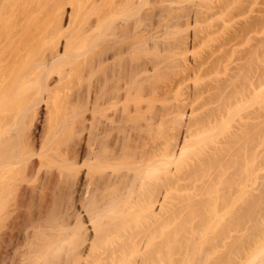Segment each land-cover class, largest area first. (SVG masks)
Masks as SVG:
<instances>
[{"label":"bare ground","instance_id":"bare-ground-1","mask_svg":"<svg viewBox=\"0 0 264 264\" xmlns=\"http://www.w3.org/2000/svg\"><path fill=\"white\" fill-rule=\"evenodd\" d=\"M236 2L198 0L205 16L195 19L189 65L188 47L175 41L183 31L180 0H0V210L10 197H20L17 210L26 198L44 197L42 185L22 183L51 160L53 112L69 80L92 62L94 101L110 112L96 108L98 137L82 173L104 174L115 186L106 194L118 192L121 206L114 216L111 208L91 207L106 219L87 264H264V229L251 228L264 179V16L238 26L235 19L264 0ZM158 48L167 51L163 60L154 58ZM149 61L169 72L149 80ZM106 85L111 90L102 97ZM187 106L185 133L174 142ZM59 160L67 171L80 170L73 159ZM243 230L254 233L246 251Z\"/></svg>","mask_w":264,"mask_h":264},{"label":"rangeland","instance_id":"rangeland-1","mask_svg":"<svg viewBox=\"0 0 264 264\" xmlns=\"http://www.w3.org/2000/svg\"><path fill=\"white\" fill-rule=\"evenodd\" d=\"M197 2L198 0H180L181 10L178 9V11H181V14L178 16L177 21L178 24L180 23V30L183 31H181L182 34L179 35L180 37L178 35L176 36L175 41L186 46V49L188 47L189 50H187L186 54L188 58L186 59V62L189 65H191L192 62L191 52L196 50V46H193L191 43L192 40L190 38L193 36V31L200 27L199 23L196 24L197 22L195 19H197L196 17H201L204 14V12H200L199 4ZM248 2H250V0H238V3H236L241 6H245V4L249 6V4H247ZM200 3L202 4V2ZM255 6L256 7L252 8L254 11L250 10L248 7L246 12L235 18L238 20V23L236 24L237 26L240 24V21L241 24H243L244 22L252 20L253 18L254 20L263 19L262 17L264 16V10H260V7L263 8L264 3H258L255 4ZM65 8L67 9V7ZM78 16L75 18V21L79 19ZM211 16L214 19L218 18L220 14L217 12ZM251 16L254 17L251 18ZM207 18L210 20L209 17ZM147 19L149 18H146L145 20L147 21ZM230 29L232 30V28ZM181 40H183L184 43L180 42ZM146 48H148L146 50L149 52L152 49L155 50L153 46L149 45H147ZM156 51L161 54L163 52L164 53L161 55L158 52H155L156 55L154 58H157V60L162 58L163 60L167 52L166 49L159 50L158 48ZM141 54L148 55V52H142ZM150 56H152V54H150ZM89 57H91V60L93 59L92 55ZM90 59L87 61H90ZM88 63L92 64V62H85L80 68L79 74L76 73V75L73 76L74 79L71 78L72 81L69 80V84H67L66 87L68 88L69 85L68 90L64 89V92L68 94V97L66 94L63 95V97L60 99L61 101L59 100L60 103L58 108L53 112L55 118L52 123L54 124L52 134L53 141L50 142L55 143V149H49L51 160H46L45 165L40 168L39 177H35L34 172L32 173L31 171L32 174H27L28 176H31V179L22 183V185H26L27 188L30 186H38L39 190H41L40 187L42 185L43 192H41V194L38 196L41 195L44 197L36 196L32 200L26 198V201H24L21 209L18 210L16 207H14V205L16 206V204H14L16 202L15 198L10 197L4 202V208L0 210V264H84V262H86L85 260L90 258V252H88V250H91V244L93 241H95L94 239H97L95 234L100 232V221L106 219V217L100 219L102 217L101 212H92V209L97 205H102L108 207V209H113V212L110 213L113 216L116 214L117 210L120 209L121 199L118 192H114L111 195L106 194V190H112L115 188V186L113 184L107 183L105 176H103L104 174L100 175L99 173H95L92 174V176H87L82 173V170L85 169L84 165L86 162L85 160V162L83 161V157H86V152H89L90 147L88 146H90V143L93 144L95 140L97 141L96 138L98 137L97 134V136L94 135L96 132L94 129L95 122L98 118L97 115L95 116L98 111L97 109H101L103 107V111H106V114L110 112V110H107L109 108L106 107L109 106L105 102L101 103L102 106L100 105V107H97V103L94 101L97 95L95 79L90 72L93 68L91 69L89 67L90 64L88 65ZM161 63H156V61L151 63L149 61L146 64L147 73L149 76H151L149 77V80H155V75L163 74V71H166V74L169 72L167 67L163 66ZM154 66L159 69L157 71L153 70L152 68ZM172 67L176 69L175 66L172 65ZM104 70L106 72L109 71L108 64L105 65ZM158 81L159 80H156V82ZM110 90L111 87L106 85L102 92V97L109 94ZM153 92H157V90L155 91L154 89ZM156 96L162 99V95L156 94ZM65 98H67L66 100L69 102L71 106L70 108L67 106L69 105L68 102H64L66 101ZM172 99V94H169L167 100L171 101ZM157 102L155 101L154 103L156 104ZM40 105L41 107L39 106V111L41 113L43 112L42 114L45 115L50 111L46 105L43 107L44 103ZM66 107L68 110H66ZM59 111L60 113H58ZM183 112L184 113L181 120H177L176 124H174L175 129H173V133H176L177 136V138L174 139V142H178L181 135L185 133V124L188 122L189 116H191L188 106L184 108ZM116 116L117 114L114 115V117ZM100 118L103 119V116H100ZM41 127L42 125H40V128ZM115 134L116 129L112 128L110 130L109 136H114ZM101 135L102 137H100ZM101 135L99 136L98 140L100 138H104V136H107L106 133ZM60 158L66 160H75L76 167L80 168V170H65L64 168L66 167L64 163L55 162L60 161ZM57 166L63 167L62 169L64 170L60 171ZM49 172L50 174H48ZM57 172L59 173L56 174ZM263 185L264 179L259 178L257 182L258 188L255 192L256 195H259L260 199H262L259 202L263 201L262 203L258 202V209L260 208L259 212L261 210V212L264 211ZM16 199L19 203L20 197L18 196ZM257 199L259 200L258 196ZM26 206L28 207L27 209H25ZM91 207L93 208L91 209ZM154 208H156L154 213L157 214L160 209V204L156 202ZM259 212L254 223L255 227L254 225L251 227L254 229V232L255 229L256 232L259 231L258 229H260V232L262 229H264V219H262L264 217H261L264 216V212L263 215L260 212L261 216ZM260 221L263 224L259 223ZM110 224L115 226L118 225L116 221H112ZM115 230L121 234L123 228H116ZM248 231L250 235L246 233L247 231L243 230V236L241 239L243 251H246L248 247L245 244H247L250 238L254 236L251 235L254 234L253 231ZM68 232H74L75 234H73L72 237L67 240L68 242L66 240L63 241V238ZM123 235L124 234H122V237ZM243 246H245L246 249ZM85 264H87V262Z\"/></svg>","mask_w":264,"mask_h":264}]
</instances>
